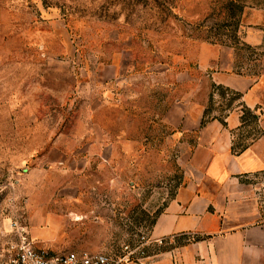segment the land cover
<instances>
[{"label":"rangeland","instance_id":"374dc122","mask_svg":"<svg viewBox=\"0 0 264 264\" xmlns=\"http://www.w3.org/2000/svg\"><path fill=\"white\" fill-rule=\"evenodd\" d=\"M261 17L264 0H0V245L19 222L51 254L124 255L185 181L181 116L240 98L213 82L226 50L264 69L244 40Z\"/></svg>","mask_w":264,"mask_h":264},{"label":"crops","instance_id":"0c3cea01","mask_svg":"<svg viewBox=\"0 0 264 264\" xmlns=\"http://www.w3.org/2000/svg\"><path fill=\"white\" fill-rule=\"evenodd\" d=\"M259 20L246 29L248 44L264 43V17ZM223 58L213 82L240 98L227 115L205 122L203 110L181 116L182 129L194 133L185 181L148 228L164 242L123 264H264V69L235 72L234 49ZM245 106L258 114L252 122L243 119ZM49 217L56 230L57 216Z\"/></svg>","mask_w":264,"mask_h":264},{"label":"built area","instance_id":"2783aa9c","mask_svg":"<svg viewBox=\"0 0 264 264\" xmlns=\"http://www.w3.org/2000/svg\"><path fill=\"white\" fill-rule=\"evenodd\" d=\"M13 226L14 240L0 245V264H123L136 260L153 242H164L163 238L152 239L147 229L133 243L126 244L125 254L117 258L108 252L88 250L51 254L46 249L35 247L28 231L19 222H14Z\"/></svg>","mask_w":264,"mask_h":264},{"label":"trees","instance_id":"16d2710c","mask_svg":"<svg viewBox=\"0 0 264 264\" xmlns=\"http://www.w3.org/2000/svg\"><path fill=\"white\" fill-rule=\"evenodd\" d=\"M247 110H249V108H247ZM250 111V110H249ZM255 116V118H257V115H254Z\"/></svg>","mask_w":264,"mask_h":264}]
</instances>
